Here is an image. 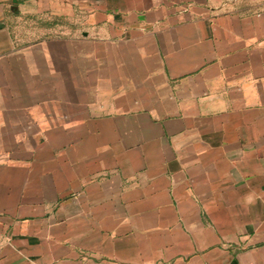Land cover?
<instances>
[{
    "label": "crops",
    "instance_id": "0c3cea01",
    "mask_svg": "<svg viewBox=\"0 0 264 264\" xmlns=\"http://www.w3.org/2000/svg\"><path fill=\"white\" fill-rule=\"evenodd\" d=\"M0 264H264V0H0Z\"/></svg>",
    "mask_w": 264,
    "mask_h": 264
},
{
    "label": "rangeland",
    "instance_id": "374dc122",
    "mask_svg": "<svg viewBox=\"0 0 264 264\" xmlns=\"http://www.w3.org/2000/svg\"><path fill=\"white\" fill-rule=\"evenodd\" d=\"M32 39V38H31Z\"/></svg>",
    "mask_w": 264,
    "mask_h": 264
}]
</instances>
